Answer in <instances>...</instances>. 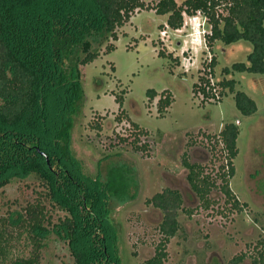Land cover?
Wrapping results in <instances>:
<instances>
[{"label":"trees","instance_id":"16d2710c","mask_svg":"<svg viewBox=\"0 0 264 264\" xmlns=\"http://www.w3.org/2000/svg\"><path fill=\"white\" fill-rule=\"evenodd\" d=\"M148 8L167 15L172 29L182 28L187 15H203L211 57L193 85L195 93L203 102H220L228 88L242 115L258 111L255 99L236 88L235 74L264 76V0H155L151 7L145 0H0V189L14 179L36 175L46 190L1 219L0 264H43L41 251L53 233L67 243L74 264H123L112 211L131 200L135 169L119 162L103 173L100 160L95 176L84 173L70 150V125L84 92L80 67L95 61L105 42L118 39V29L135 11ZM241 42L249 46L246 61L225 66L224 79L216 80L218 44L232 47ZM114 49V44L107 45L108 52ZM147 93L150 98L157 95L153 88ZM117 101L123 105V98ZM171 103L170 94L161 96L159 111L164 113ZM237 121L227 122L214 137L213 148L221 145L225 158L216 175L184 154L187 180L205 209L213 203L214 190L235 208L245 205L230 185L239 154ZM132 143L137 150L148 149L138 137ZM45 201L65 212L64 217L54 222ZM184 202L182 192L172 187L146 200L162 212V220L155 253L143 264H166L167 245L182 227L180 213L192 214ZM21 239L30 246L29 255L19 249ZM247 256L235 255L229 264H241ZM250 257L252 264H264V238Z\"/></svg>","mask_w":264,"mask_h":264},{"label":"rangeland","instance_id":"374dc122","mask_svg":"<svg viewBox=\"0 0 264 264\" xmlns=\"http://www.w3.org/2000/svg\"><path fill=\"white\" fill-rule=\"evenodd\" d=\"M145 2L151 7L155 0ZM167 18L154 9L135 11L118 29V39L105 42L100 56L80 67L84 92L70 125V150L81 161L84 173L92 177L100 169V160L104 161L103 173L111 163L127 162L135 169L131 200L112 211L123 264H143L155 253L162 212L146 200L166 187L179 189L184 205L192 210L191 215L180 213L182 227L167 245L166 264H229L245 252L249 256L241 264H252L255 245L264 238V76L235 74L236 88L257 102L258 111L252 116L240 113L228 88L220 102H203L193 85L211 57L204 37L207 20L199 13L187 15L182 28L172 29ZM110 43L115 49L108 52ZM217 48L215 79L223 80L224 67L246 61L249 46L219 43ZM160 51L165 55H159ZM151 88L157 92L154 98L147 93ZM167 94L172 103L161 113L158 101ZM236 119L240 123L239 154L230 185L245 205L235 208L220 190H214L213 203L205 209L187 180L184 154L216 175L225 158L221 145L213 148L217 144L214 137ZM136 137L148 149L137 150L132 143ZM42 192H46L44 183L36 175L14 179L0 189V224ZM45 204L54 222L64 217L65 212L49 201ZM25 243L21 239L19 249L29 255L31 248ZM41 263L74 264V259L67 243L53 233L45 240Z\"/></svg>","mask_w":264,"mask_h":264}]
</instances>
